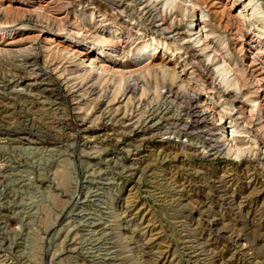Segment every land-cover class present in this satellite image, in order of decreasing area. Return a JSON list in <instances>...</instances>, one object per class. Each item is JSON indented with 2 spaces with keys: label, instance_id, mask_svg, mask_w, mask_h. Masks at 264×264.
Here are the masks:
<instances>
[{
  "label": "rangeland",
  "instance_id": "374dc122",
  "mask_svg": "<svg viewBox=\"0 0 264 264\" xmlns=\"http://www.w3.org/2000/svg\"><path fill=\"white\" fill-rule=\"evenodd\" d=\"M35 3L0 0V264H264V0ZM39 27L102 51L41 44L72 106Z\"/></svg>",
  "mask_w": 264,
  "mask_h": 264
},
{
  "label": "bare ground",
  "instance_id": "6f19581e",
  "mask_svg": "<svg viewBox=\"0 0 264 264\" xmlns=\"http://www.w3.org/2000/svg\"><path fill=\"white\" fill-rule=\"evenodd\" d=\"M57 0H36V3L35 4H30L29 6H30V8L31 9H33L32 11H31V13H29V14H27V17H28V19H29V21H28V23H26L25 25H22L23 27H30L31 29H33V28H36L37 27V25L36 26H34L33 24H31L32 23V20H33V16H34V14H36V12L37 11H39V10H42V11H45L44 9H50L51 8V5L53 4V3H55ZM1 13H2V11H0ZM0 13V14H1ZM66 19V18H65ZM104 19H105V21H106V18L104 17ZM103 19V20H104ZM103 20H102V22H103ZM34 21V20H33ZM2 26H4V25H2ZM8 27H1L0 26V31H5L6 29H7ZM70 28V27H69ZM48 28H46V27H44V28H42V27H39L38 28V30H33L34 32H37L32 38L34 39V41H35V45H36V53L32 56H29V55H27V56H20V53H18L19 54V57H22L21 59L23 60V61H25V63L27 64V62L29 61H31L32 62V65H33V62H34V64H35V68H36V72H38L37 74H40L41 76H46V77H49V78H51L52 80V82L54 83V85H53V88H54V92H55V94L53 95L54 96V99L55 100H58V101H60V102H64V103H66V104H68L69 106H72L73 105V103H67L68 101H69V99H73L74 100V92H70V91H67L65 88H64V85L61 83V81H59L58 80V78L56 79V78H54V76H53V74L50 72V70L48 71L47 69H45L42 65H41V63H40V57L42 56L41 55V44L42 43H49V42H51V44H55L56 42H54L53 41V38L52 39H46V36H48L47 35V33H50V32H52V31H50V29H48ZM46 31V32H45ZM72 32V31H71ZM91 33H92V31H91ZM91 33L89 32V35L91 36ZM94 33V32H93ZM93 35V34H92ZM49 36H50V34H49ZM74 36V35H73ZM98 36V35H97ZM31 37V36H30ZM50 38V37H49ZM56 38H58V37H56ZM60 40V39H59ZM74 38L73 39H70V41L68 42V41H66V42H60V43H58V41H57V43L55 44V46L57 47V49L59 48V49H61V50H63V51H65V52H67V53H69V54H72V55H74V54H77V56H79V57H81V59L84 61V62H87L88 63V66L87 67H90V66H93V67H95L96 68V70L97 71H99V72H104L105 70H106V66H104V64L102 63V61L103 60H101L102 58H101V54H100V52H102V51H100L98 54H97V59H94V58H90L89 57V54L87 53V52H85V51H77L76 52V50H74ZM110 47V46H109ZM129 47V46H128ZM131 47V46H130ZM127 47H120V45H113V46H111L110 47V51H111V53L112 54H114L115 56H116V58H119V60L120 59H123L125 56H126V54H127V52L126 53H124V49H126ZM144 49H146V47L145 48H143L138 54L140 55L143 51H144ZM2 50V49H1ZM129 50V49H128ZM14 51V50H13ZM12 51V52H13ZM4 52V51H3ZM14 53V52H13ZM12 53V54H13ZM15 53H16V51H15ZM14 53V54H15ZM28 54V53H27ZM137 54V55H138ZM23 55V54H22ZM113 55V56H114ZM17 56V55H16ZM127 57V56H126ZM21 59H20V61H21ZM99 60V61H98ZM97 61L99 62V63H97ZM19 62V61H18ZM31 62H30V64H31ZM29 64V65H30ZM149 65H151V66H156V64H152V62H149L148 63ZM164 65V64H163ZM148 66V65H147ZM28 67V66H27ZM23 68V67H22ZM22 68H21V70H22ZM25 68V67H24ZM33 68V67H32ZM27 70V69H26ZM30 70V69H29ZM28 70V71H29ZM33 70V69H32ZM23 71V70H22ZM113 72H115L114 70H112ZM118 71V70H117ZM120 71V70H119ZM23 72H25V69H24V71ZM23 72H20V74H22L23 76H20V74H19V76H17V78L13 81V85L11 86V87H13V88H16V89H18V92L19 93H23V94H25V96H28V95H26V93L27 94H29L30 92H31V90H33V89H31L33 86H34V84H37L38 82H35L34 84L33 83H30L31 82V80L29 79L30 78V76H29V78L28 77H26L25 75H24V73ZM31 73H32V71H30ZM29 72V73H30ZM27 74V73H26ZM33 74V73H32ZM36 74V75H37ZM33 75H35V74H33ZM39 76V75H38ZM37 77V76H36ZM49 78H47V79H49ZM14 79V78H13ZM12 79V80H13ZM31 79H33V77L31 78ZM34 80V79H33ZM50 80V79H49ZM48 80V81H49ZM37 81V80H36ZM41 81V80H40ZM47 81V80H46ZM51 82V83H52ZM12 83V82H11ZM43 83V82H42ZM47 83V82H46ZM50 83V84H51ZM45 84V83H44ZM38 85V84H37ZM47 84H45V86H46ZM49 87H47V89H48ZM50 89V88H49ZM52 89V88H51ZM44 93H46L47 94V92L45 91ZM49 93V92H48ZM51 95V94H50ZM195 96H197L195 93H193V95H190V97H191V99H194V98H196ZM7 109H6V107H2V108H0V133L1 134H10V133H15V131H13V130H7V129H5V130H2V128H5L6 127V125H7V123H6V121L7 120H9L10 119V116L9 115H7ZM198 113V112H197ZM11 114H12V112H11ZM10 114V115H11ZM200 117H202L204 120H207V118H208V116H209V114H208V112L206 111V110H199V114H198ZM12 116H13V114H12ZM15 117V116H14ZM13 117V118H14ZM20 134L21 135H27V134H25V133H22V132H20ZM15 135V134H14ZM29 135H30V133H29ZM18 136H19V134H18ZM25 137V136H24ZM21 138V137H20ZM210 138V137H209ZM24 139H26V138H23V140ZM218 148H223L222 146L220 147V146H217ZM221 151L223 150V149H220Z\"/></svg>",
  "mask_w": 264,
  "mask_h": 264
}]
</instances>
